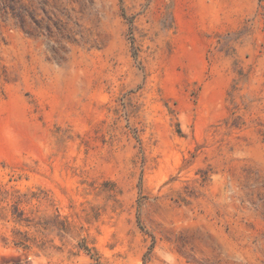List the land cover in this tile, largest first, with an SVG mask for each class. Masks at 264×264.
<instances>
[{"label":"rangeland","instance_id":"374dc122","mask_svg":"<svg viewBox=\"0 0 264 264\" xmlns=\"http://www.w3.org/2000/svg\"><path fill=\"white\" fill-rule=\"evenodd\" d=\"M264 264V0H0V264Z\"/></svg>","mask_w":264,"mask_h":264},{"label":"trees","instance_id":"16d2710c","mask_svg":"<svg viewBox=\"0 0 264 264\" xmlns=\"http://www.w3.org/2000/svg\"><path fill=\"white\" fill-rule=\"evenodd\" d=\"M143 264H145V263H143Z\"/></svg>","mask_w":264,"mask_h":264}]
</instances>
